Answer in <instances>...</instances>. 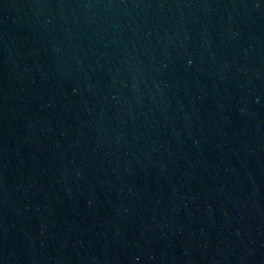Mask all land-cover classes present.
Segmentation results:
<instances>
[{"label": "water", "instance_id": "obj_1", "mask_svg": "<svg viewBox=\"0 0 264 264\" xmlns=\"http://www.w3.org/2000/svg\"><path fill=\"white\" fill-rule=\"evenodd\" d=\"M0 264H264V0H0Z\"/></svg>", "mask_w": 264, "mask_h": 264}]
</instances>
